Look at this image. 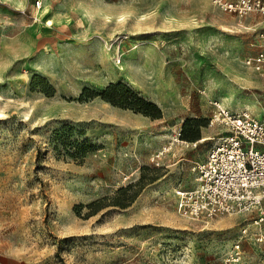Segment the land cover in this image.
Returning <instances> with one entry per match:
<instances>
[{"label": "rangeland", "instance_id": "1", "mask_svg": "<svg viewBox=\"0 0 264 264\" xmlns=\"http://www.w3.org/2000/svg\"><path fill=\"white\" fill-rule=\"evenodd\" d=\"M263 34L209 0H0V264H264L256 212H178L216 104L264 121ZM118 83L157 118L81 99Z\"/></svg>", "mask_w": 264, "mask_h": 264}, {"label": "built area", "instance_id": "2", "mask_svg": "<svg viewBox=\"0 0 264 264\" xmlns=\"http://www.w3.org/2000/svg\"><path fill=\"white\" fill-rule=\"evenodd\" d=\"M219 10L243 19L264 16V0H210ZM40 6V2L37 3ZM263 48L247 61L256 70L264 67ZM211 126H223L207 158L193 164L194 187L178 192V212L195 221L247 215L264 220V121L248 113H233L217 105ZM239 248V246H237Z\"/></svg>", "mask_w": 264, "mask_h": 264}, {"label": "trees", "instance_id": "3", "mask_svg": "<svg viewBox=\"0 0 264 264\" xmlns=\"http://www.w3.org/2000/svg\"><path fill=\"white\" fill-rule=\"evenodd\" d=\"M40 83L43 84L45 87L48 86L49 90H51L50 95L54 93V89L48 84L45 79H39ZM37 84V80H34L31 84L32 88H35ZM47 92V91H46ZM101 97L103 100L111 103L114 106H120L125 109H130L135 111L136 113H142L146 116H153L157 118L156 115H152V110H157L158 107L152 103L147 102L143 98H141L137 93H135L128 85L124 83L118 84H110L103 92L101 93H93L91 90L86 89L81 99H89L92 97ZM188 123V122H187ZM184 139H191L192 141L198 140L199 135H194L189 137L186 133H183ZM89 144V140H86L79 146V150L85 154L88 150L92 151L87 146Z\"/></svg>", "mask_w": 264, "mask_h": 264}, {"label": "crops", "instance_id": "4", "mask_svg": "<svg viewBox=\"0 0 264 264\" xmlns=\"http://www.w3.org/2000/svg\"><path fill=\"white\" fill-rule=\"evenodd\" d=\"M210 1V0H209ZM211 3V1H210ZM212 4V3H211ZM213 5V4H212ZM214 6V5H213ZM215 7V6H214ZM216 8V7H215ZM218 9V8H217ZM113 15V14H112ZM114 17L118 15H113ZM4 264H27L25 261L18 259L16 257L4 256Z\"/></svg>", "mask_w": 264, "mask_h": 264}, {"label": "bare ground", "instance_id": "5", "mask_svg": "<svg viewBox=\"0 0 264 264\" xmlns=\"http://www.w3.org/2000/svg\"><path fill=\"white\" fill-rule=\"evenodd\" d=\"M46 25H52V23L51 22H49L48 24H46Z\"/></svg>", "mask_w": 264, "mask_h": 264}]
</instances>
